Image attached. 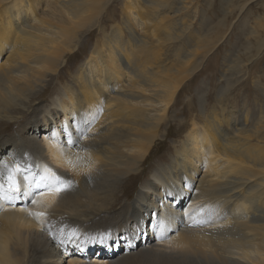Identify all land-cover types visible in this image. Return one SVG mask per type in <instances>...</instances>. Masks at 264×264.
Returning <instances> with one entry per match:
<instances>
[{
    "label": "bare ground",
    "instance_id": "bare-ground-1",
    "mask_svg": "<svg viewBox=\"0 0 264 264\" xmlns=\"http://www.w3.org/2000/svg\"><path fill=\"white\" fill-rule=\"evenodd\" d=\"M6 2L8 4L1 5ZM29 5L30 0H0V124L3 125H8L12 119L13 123L22 120L19 115L12 116L11 113L23 114L22 118L27 115V105L40 99L39 93L47 81L45 78L49 73L56 71L66 51V46L60 50L58 36L53 38L56 31H45L46 27L43 29L41 23L39 27L31 29L24 21H19L24 13L35 18ZM92 16L80 13L71 19L66 18V25L59 28L62 39L65 42L71 41L76 36V28L70 23L77 22V27L80 28L91 24L94 19H91ZM45 23L50 25V21ZM110 43H107L106 62L101 66L104 69L97 70L94 75H99L95 85L92 84V78L88 79L91 77L90 73L88 78L74 74L71 80H76L77 83L80 81L78 89L68 83L64 84L62 89H56L58 95L49 102L52 112L45 110L46 114L41 117L43 129L48 133L42 136L39 143H34L31 138L20 139L27 147L26 150H19L20 153L14 156H5V162L12 164L14 158L22 159L27 154L34 163L47 164L66 179H70L66 173L71 175L70 180L74 182V187L72 191L62 193L54 202L51 195L45 194L41 199L45 204L51 203V207L47 209L31 204L29 198L16 200L15 206L0 202V264H59L61 258L65 257L64 246H57L54 242L53 248L49 247L52 236L47 235L45 224L38 223L22 209L27 207L33 211H47L51 225L56 228H76L80 233L84 229L81 226L92 220L87 210L93 211L94 215L97 213L102 220H110L112 216L110 218L107 213L103 214V208L113 210L121 206V197L124 196V193L120 197L110 193L111 188L116 185V180L126 173L129 174L124 177V182L133 179L134 177H130V171L136 170L121 169L124 148L130 152L137 151L142 157L158 137V130L160 124L165 121V115L157 113L151 116L154 109L150 106L146 108L145 100L133 102V97L139 90L144 93L155 91L152 81L149 79L151 83L147 82L146 87L142 79H138H147L146 76L132 75L127 69L123 70L124 67ZM91 55L86 63L91 60V63L96 65L94 57L97 54L93 58ZM120 78L126 82L129 93H124L123 83L117 80ZM155 81L160 85L164 82L158 75ZM116 99L120 103L115 107ZM35 110L33 108L30 112L35 113ZM145 110L147 112L143 118L148 120L151 132L141 142L142 147H139L135 135L125 134L120 125L124 118L138 120L139 113H144ZM85 117L94 119L88 129V138H81L79 145L87 148L89 152H80L86 163L72 170L65 164L55 142L49 137L53 131H59L61 126H71L70 130L75 134L74 126ZM38 122L36 119L32 123L33 130L38 129ZM220 122L221 119L216 118L215 121L205 120L203 124H199L192 118L179 145H173L174 154L177 155L174 157L180 160L173 159L170 169H152L151 181L142 185L147 194H154L159 198V203L155 206L151 200L148 202L154 206L156 214L152 220V223L155 221L153 230L150 231L149 227V232L155 240L153 244L157 246V251L165 252L159 254V264H264V155H242L238 144L224 143L226 134L220 130ZM110 130L113 132L110 133ZM60 139L64 137L61 136ZM127 142L131 144L127 145ZM69 151L75 153L78 149ZM243 162L250 165L251 169L242 166ZM252 166H258L259 169H252ZM200 171H203V174L199 177ZM196 180L198 183L193 187ZM121 187L123 188V185L118 187V191L122 190ZM84 190H88L87 193H84ZM170 192L174 193L176 199L182 198L180 201L188 196L182 209L176 206L174 197L170 198ZM141 196L142 192H139L136 203H128L126 215L121 218H128L134 209L139 210L145 205L147 200ZM95 198L102 203L95 204ZM200 205L216 206L218 214L210 217V223L189 227V219L184 213L190 210V206L195 208ZM160 217L168 220L166 229L157 227ZM40 227L44 232L39 235ZM113 231L115 230L108 232ZM53 240L57 241L56 238ZM82 247L89 253L92 245L83 243ZM67 254L68 264L112 262L95 257L84 263L85 259L75 251L69 250ZM54 257H58L59 262H54Z\"/></svg>",
    "mask_w": 264,
    "mask_h": 264
},
{
    "label": "rangeland",
    "instance_id": "rangeland-1",
    "mask_svg": "<svg viewBox=\"0 0 264 264\" xmlns=\"http://www.w3.org/2000/svg\"><path fill=\"white\" fill-rule=\"evenodd\" d=\"M30 3V11L35 18L24 13L19 21H24L31 29L41 23L43 29L46 27L45 31H56L53 38L58 36L60 50L66 46V51L56 71L45 78L47 81L39 93L40 99L27 105L29 113L26 112L23 118V114L11 113L12 116L19 115L22 120L13 123L12 119L8 125L0 124V163L5 162V156H14L20 153L19 150H26L20 139L31 138L34 143H39L42 136L48 133L43 129L41 117L46 114L45 110L52 112L49 102L58 95L56 89H62L67 83L78 89L80 81L71 80L74 74L86 78L91 74L88 79L92 78L95 85L99 75H94L97 70L104 69L101 66L106 62L107 43L112 42L110 45L123 70L127 69L132 75L146 76L148 81L138 78L146 87L149 79L153 83L154 92L139 90L133 102L145 100V107L154 109L151 116L157 113L165 115V121L160 124L158 137L142 157L137 151L130 152L124 148L121 169L136 170L130 171V177L134 178L125 182L124 177L129 173L119 180L113 177L116 185L110 193L119 197L124 193V196L121 197V206L113 210L103 208V214L107 213L112 218L102 220L97 213L94 215L93 211H86L93 221L82 225L84 229L81 233L95 237L97 241L101 237L108 238L102 243H85L92 245L89 253L82 247L83 243L63 245L65 257L59 264H68L66 256L69 250L83 257L84 263L97 257L112 261L111 264H159V254L165 252L156 250L154 236L149 232V227L152 231L155 224V221L152 223L156 215L154 206L159 203V198L147 194L142 185L151 181L152 169H170L173 159L180 160L174 157L177 155L173 145H179L191 119L203 124L205 120L220 118V130L226 134L224 143L238 144L242 155H264V0H30ZM4 4L8 2L1 3L2 6ZM80 13L93 15L91 19L98 14L91 24L80 28L77 22L70 23L76 28V36L65 42L59 28L66 25V18L71 19ZM46 21H50V25ZM90 55L96 59V65L91 60L86 63ZM157 75L164 81L162 85L155 81ZM117 80L123 83L124 93H129L124 79ZM119 103L116 99L115 107ZM33 108L35 113L30 112ZM146 112L139 113L136 121L124 118L120 125L125 134L135 135L139 147L151 132L148 120L143 118ZM36 119L39 121L38 129L33 130L32 123ZM241 165L251 169L244 162ZM255 167L252 166V169H259ZM202 174L203 171H200L198 176ZM66 175L71 179V175ZM198 176L196 178L199 179ZM197 183V180L194 181L193 187ZM120 185L123 188L118 191ZM87 191L84 190V193ZM139 192L147 200L145 205L139 210L134 209L128 218H121L126 215L128 203H136ZM169 194L170 198H175L174 193ZM187 197L183 201H180L182 198H175L176 206L182 209ZM149 200L154 206L148 203ZM94 202L102 203L96 198ZM112 229L115 231L109 233ZM42 232L40 227L39 235ZM59 237L60 233L56 231L49 240V247L53 248L54 242L60 246ZM83 239L81 236L80 240ZM53 259L59 262L58 257Z\"/></svg>",
    "mask_w": 264,
    "mask_h": 264
},
{
    "label": "snow or ice",
    "instance_id": "snow-or-ice-1",
    "mask_svg": "<svg viewBox=\"0 0 264 264\" xmlns=\"http://www.w3.org/2000/svg\"><path fill=\"white\" fill-rule=\"evenodd\" d=\"M92 119L94 117H85L78 122L74 126L75 134L70 130L71 126H61L59 131H53L50 134L49 139L55 142L58 151L64 158L65 164L72 170L86 163L85 157L81 156L80 152L88 153L89 150L80 147L79 141L81 138H88V129L90 128ZM61 136L64 139H60ZM70 149H78V151L72 153L69 151ZM73 187L74 182L72 180L64 178L47 164L39 165L34 163L27 154L22 159L14 158V163L12 164L6 162L0 163V202H6L15 206L14 202L16 200L29 198L31 204L37 205L38 208L47 209L51 207V203L45 204L41 199L45 194L51 195L54 202L62 193L72 190ZM22 210L26 211L38 223H44L46 226L45 230L48 231L49 236L53 235L54 229L58 231L60 233L59 242L61 245L93 242L102 243L104 239L108 238L101 237L97 241L95 237L80 233L76 228H69L67 226L56 228L48 220L47 211H33L27 207ZM214 214H218L217 207L211 205H200L195 208H191L190 206V210L184 213L185 217L189 219V227H200L206 223H210V217ZM168 223L166 218L160 217L157 227L161 230L166 229ZM81 236L84 237L82 241L80 240Z\"/></svg>",
    "mask_w": 264,
    "mask_h": 264
}]
</instances>
